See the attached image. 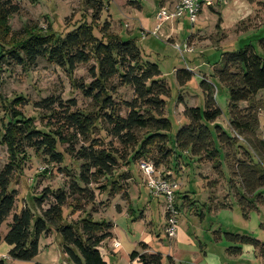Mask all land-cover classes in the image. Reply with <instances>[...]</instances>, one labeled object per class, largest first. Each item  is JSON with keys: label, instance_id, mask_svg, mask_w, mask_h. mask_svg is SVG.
<instances>
[{"label": "trees", "instance_id": "16d2710c", "mask_svg": "<svg viewBox=\"0 0 264 264\" xmlns=\"http://www.w3.org/2000/svg\"><path fill=\"white\" fill-rule=\"evenodd\" d=\"M85 4L93 13L91 23L83 21L75 30L63 35L52 29L43 31L35 24L15 32L11 22L20 14V6L13 0H0V65L29 70L35 68L39 60L46 59L65 72L73 88L92 104V109L84 111L78 108L76 100L64 101L54 96L44 99L34 105L45 113L41 120L47 121L38 127L36 118L20 110L25 104L24 98L7 99L0 89V146L6 147L9 160L0 170V231L6 226V231L0 232V243L11 248L8 257L32 262L40 253L41 240L58 235L62 254L69 263L107 264L102 247L113 239L114 225L95 221V211L68 223L64 208L68 206L73 215L81 211L80 203L94 205L96 192H107L108 184L99 186L104 179H108L107 183L117 194L121 188L111 178L122 167L136 163H140V167L141 163H147L158 172L161 167L174 163L176 170L177 154L187 153L194 161L210 163L221 181L223 151L231 191L237 197L244 219L264 207V137L258 136L260 118L253 105L264 91V58L253 46H246L224 53L221 67L215 69L214 77L229 91L232 135L217 124L223 113L216 102V87L204 79L200 87L205 95V109L186 107L183 112L186 125L179 130L171 146L173 126L166 116L163 99L169 90L161 80L159 67L144 59L134 40H124L112 33L110 21L99 28L106 10L103 0H86ZM257 42L264 52V35ZM91 62L95 63L89 71L91 82L75 79L77 68ZM176 76L180 87H185L193 73L183 70ZM121 88L131 89L130 101L118 99ZM244 103L249 106L241 107ZM29 150L52 164H63L70 157L80 165L69 191L46 188L34 197L37 213L29 206L15 211L20 196L18 190L12 188L15 176L29 158ZM238 187L241 193L237 192ZM51 200L50 207L44 209ZM221 206L229 208L231 205L226 201ZM261 227L264 230V225ZM225 238L233 246L228 249L230 254L240 256L243 247L248 246L264 260V241L231 234H225ZM221 239V236L217 238ZM140 248L141 252L135 251L129 256L130 264L134 261L164 264L162 254L142 253L148 250L145 244ZM0 264H5L3 259Z\"/></svg>", "mask_w": 264, "mask_h": 264}, {"label": "rangeland", "instance_id": "374dc122", "mask_svg": "<svg viewBox=\"0 0 264 264\" xmlns=\"http://www.w3.org/2000/svg\"><path fill=\"white\" fill-rule=\"evenodd\" d=\"M13 2L20 6V14L11 22L15 32L23 30L26 25L35 24L43 31L52 29L57 34L66 35L83 21L91 23L93 15L86 7V0ZM163 2L164 0L104 1L106 10L100 18L99 28L106 21H110L112 33L118 34L124 40H134L144 59L159 67L161 80L169 90L163 99L166 101V116L173 126L170 133L171 146L174 145L179 130L186 125L183 117L186 107L205 109V95L200 87L204 79L216 87V102L223 113L217 124L232 135L229 127V91L214 77L215 69L221 67L224 53L235 52L246 46H253L255 52L264 58V52L257 42L264 35V0H260L263 2L260 4H250L248 0H226L212 8H204L194 25L183 20L179 23L171 20L158 21V12L161 11ZM220 21L221 27L218 28ZM96 34L99 36L98 30ZM185 48L187 51H184ZM94 66V62L79 66L74 78L85 83L91 82L89 71ZM183 70L192 72L193 76L185 87H180L176 74ZM0 89L7 99L23 97L25 104L20 110L28 117L36 118L38 127L47 121L41 120L45 113L42 114L34 105L52 96L64 101L76 100L80 110L92 109L91 101L73 88L68 75L46 59L39 60L37 66L29 70L1 64ZM132 97L130 88L119 89L118 99L130 101ZM253 105L258 109L260 118L257 133L263 138L264 91L257 96ZM248 106V103L241 105L243 108ZM123 114L126 115V112ZM214 138L217 139L215 133ZM221 154L224 173L221 181L216 177L210 163L194 161L187 153L176 155V170L173 169L174 163L158 170L162 176L173 172L171 178L179 185L176 202L180 212L179 229L182 230L175 238H169L165 233L166 201L163 197L152 198L145 184L146 178L139 167L140 163L122 167L113 175L111 181L115 180L121 188L117 194L110 187L111 184L107 183L108 179H104L99 186L108 184L107 192L104 194L102 191V195L97 191L94 205L85 206L80 203L81 211L73 215L68 206L65 207L66 222L79 220L87 213L95 211V221L112 223L113 233L120 243V255L113 257L110 249L115 243L112 240L103 245L102 252H107L106 258L110 264H125L121 254H131L137 250L134 243L143 241L144 237L154 253L165 256L164 264H169L168 257L176 253L179 261L177 264H236L241 256L229 253L228 249L233 246L227 242L225 234L247 236L263 242L264 230L261 226L264 225V207L252 211L249 218L244 219L237 197L231 191L230 175L223 151ZM8 161L6 147L0 146V170ZM79 166L70 157L63 164H52L42 155L29 150L28 160L13 180L12 188L18 190L20 196L15 211L29 206L33 213H37L34 197L39 196L46 188L69 191L74 175L79 174ZM237 189L241 193L240 187ZM226 201L231 206L222 208L221 204ZM52 202L51 200L46 203L43 208L48 209ZM145 212L148 215V222H145L144 227V231L148 232L146 235L135 224L138 221L136 219L142 218ZM11 220L9 218L8 222ZM5 229L6 226L1 229V234ZM219 236L222 237L221 240H217ZM186 237L191 241L190 244ZM60 243L61 238L58 235H50L47 240H41L40 253L34 261L21 262L10 258L3 260L5 264H51V252L54 254L59 250ZM49 244L53 246H48ZM175 246L179 250L173 251ZM1 247L8 248L4 242L0 243V249ZM186 254L187 258L182 261L181 258ZM243 255L246 257L247 253ZM192 259L194 262H191ZM252 261V264H262L258 259Z\"/></svg>", "mask_w": 264, "mask_h": 264}, {"label": "built area", "instance_id": "2783aa9c", "mask_svg": "<svg viewBox=\"0 0 264 264\" xmlns=\"http://www.w3.org/2000/svg\"><path fill=\"white\" fill-rule=\"evenodd\" d=\"M107 1V0H103ZM226 0H180L173 9L161 8L158 12L157 20L163 21H181L188 20L194 25L198 19V15L204 8H212L217 4L224 3ZM184 51H187L185 48ZM141 171L146 178L147 189L152 198L157 199L163 197L166 201V226L165 233L169 238H175L179 229V209L176 203V193L179 185L171 178V174L162 176L155 171L153 165L141 163ZM115 248H119V244H115Z\"/></svg>", "mask_w": 264, "mask_h": 264}, {"label": "crops", "instance_id": "0c3cea01", "mask_svg": "<svg viewBox=\"0 0 264 264\" xmlns=\"http://www.w3.org/2000/svg\"><path fill=\"white\" fill-rule=\"evenodd\" d=\"M180 0H164V2L162 3V5H161V8H167V9H173L175 6H176V4L179 2ZM183 21H188L187 19L185 20H183ZM178 23L180 22V21H177ZM171 173H173V172H171ZM174 174V173H173ZM172 174V175H173ZM182 174V173H181ZM185 198H188V196H185ZM147 218H148V215H146V212L143 214V217L142 218H140V217H138L136 220H138V221H136L135 222V224H138V230L140 231V232H142L143 233V231H144V227L146 226V224H145V222H148L147 221ZM181 230L182 229H178V231H179V233H177V234H180V232H181ZM144 235H146V234H148V232H146V230L144 231ZM156 234V233H155ZM187 238V237H186ZM145 239V237L143 238V241H140V242H135L134 244H135V247H137V250H134L133 252H135V251H138L139 252V248H140V245L141 244H145L146 246H148V250L147 251H145V252H142V253H154V250L152 249V247L148 244V242L147 241H145L144 240ZM47 240V239H46ZM49 241V240H48ZM112 242H114L115 244L116 243H118L119 244V248H115V245H113V247L110 249V251H111V253H112V255H113V257H117V256H119L120 255V252H118L119 250H120V243L118 242V240L115 238V234L113 233V239H112ZM187 242H188V244H190L191 243V241L187 238ZM8 246V245H7ZM48 246H53V245H51V244H49ZM115 248V249H114ZM10 250H11V248L8 246V248H6V247H1V249H0V260L1 259H9V257H8V255H9V252H10ZM103 250V249H102ZM175 250H179V248H178V246H175V248L173 249V251H175ZM132 252V253H133ZM131 253V254H132ZM244 253H247V256L246 257H244ZM102 254H103V252H102ZM130 253L128 254V253H122L121 254V256L120 257H123V259H124V261H125V264H130V261H129V256L131 255ZM50 255V254H49ZM48 255V256H49ZM243 255V256H242ZM103 256H104V259H105V262L107 263V264H110L109 263V260L106 258V256H107V252H105L104 254H103ZM184 257H182L181 258V260L183 261V259H185V258H187L186 256H188V254H186V255H183ZM241 256V258H240V260H237V262H236V264H252V260L253 259H258L262 264H264V260L262 259V258H260L258 255H257V252L253 249V248H251V247H248V246H245L244 248H243V251H242V254L240 255ZM112 257V258H113ZM165 257V256H164ZM115 258H113V259H115ZM170 260V262H169V264H177L179 261H178V257H177V253L176 254H174L173 256H169L168 257ZM165 259V258H164ZM51 264H71V263H69L68 261H67V259L63 256V254H62V252H61V249H60V247H59V250H56V252L53 254L52 252H51ZM116 260V259H115ZM181 262V261H180ZM191 262H194V260L192 259V261ZM134 264H138L137 263V261H134L133 262Z\"/></svg>", "mask_w": 264, "mask_h": 264}]
</instances>
